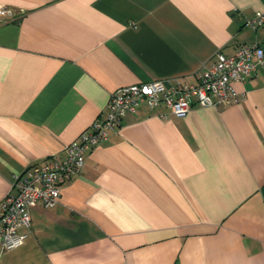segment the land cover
I'll use <instances>...</instances> for the list:
<instances>
[{
    "label": "crops",
    "instance_id": "obj_1",
    "mask_svg": "<svg viewBox=\"0 0 264 264\" xmlns=\"http://www.w3.org/2000/svg\"><path fill=\"white\" fill-rule=\"evenodd\" d=\"M0 4L14 11L0 22V199L28 165L62 157L116 88L194 82L216 52L264 47V24L248 23L264 0ZM234 87L182 117L125 114L54 205L30 204L0 264H264V70Z\"/></svg>",
    "mask_w": 264,
    "mask_h": 264
},
{
    "label": "built area",
    "instance_id": "obj_2",
    "mask_svg": "<svg viewBox=\"0 0 264 264\" xmlns=\"http://www.w3.org/2000/svg\"><path fill=\"white\" fill-rule=\"evenodd\" d=\"M13 13V9L0 4V22ZM248 23L253 28L263 25L264 9L256 12ZM259 70H264V47L243 44L231 54L216 52L209 63L201 64L194 82L175 78L165 83L154 79L113 90L104 110L64 147L62 157L52 154L13 177V191L0 199V257L4 250L18 246L27 236L30 204L38 201L44 206L54 205L62 185L80 173L87 152L106 140L125 114L144 105L151 109L165 107L167 112L182 117L194 105L228 104L239 95L234 83L245 82ZM159 116L167 115L162 112ZM20 227L25 229L19 231Z\"/></svg>",
    "mask_w": 264,
    "mask_h": 264
}]
</instances>
